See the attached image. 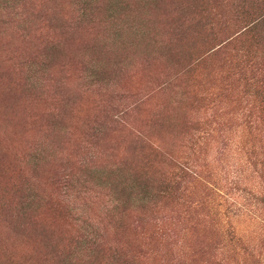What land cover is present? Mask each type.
<instances>
[{
  "label": "rangeland",
  "instance_id": "374dc122",
  "mask_svg": "<svg viewBox=\"0 0 264 264\" xmlns=\"http://www.w3.org/2000/svg\"><path fill=\"white\" fill-rule=\"evenodd\" d=\"M243 1L0 0V264H89L88 235L90 264H244L228 230L263 231L230 204L264 185V122L236 78L264 28L239 34L264 1L238 23ZM183 164L185 191L140 206Z\"/></svg>",
  "mask_w": 264,
  "mask_h": 264
},
{
  "label": "trees",
  "instance_id": "16d2710c",
  "mask_svg": "<svg viewBox=\"0 0 264 264\" xmlns=\"http://www.w3.org/2000/svg\"><path fill=\"white\" fill-rule=\"evenodd\" d=\"M264 1V0H263ZM248 2V1H247ZM238 13L240 14L239 17L234 18L235 22H241L244 19H249L252 18L254 15L252 12L248 11L249 6L246 5V1L244 0L243 2L238 3ZM257 8V7H255ZM254 9V8H253ZM258 9V8H257ZM259 9L263 11V14H258V16L255 20V22L249 26H246L245 29L243 30L242 33H240V39L243 37L245 38H250L254 39L256 41V38L258 37V32L264 28V2L261 3V6H259ZM244 16V17H243ZM259 28V29H258ZM250 34V36L248 35ZM248 35V36H247ZM237 39V40H240ZM256 59V58H253ZM242 63L244 68L250 67L252 70L255 71L253 76L246 77V79L243 77L244 75L239 74L240 77L236 78V82H238V85L240 87L241 93L244 92V95L247 96L249 95V100H247V106L246 109L249 108V114H255L256 119L259 117L263 122H264V66L263 64H260L254 60H252L249 55H243L242 56ZM252 107V108H251ZM251 108V109H250ZM248 110V109H247ZM251 112V113H250ZM245 110L242 112L240 117L238 116L237 120H240L241 117H245L244 115ZM261 115V117H260ZM246 122V121H245ZM247 123H252L248 121ZM260 129V128H259ZM247 130V129H246ZM244 130V131H246ZM257 130V129H256ZM251 131V130H250ZM249 131V132H250ZM260 131H264V126L260 129ZM247 132V133H249ZM242 136H245L243 131L241 132ZM241 136V137H242ZM264 136V134H263ZM236 144H240L239 141L236 142ZM242 149L241 151H244L245 154H248V157L246 159H250L249 153L250 151H253L255 149V146H249L248 143L243 142V146H241ZM253 154V153H252ZM257 157V155H256ZM258 157L261 158L262 161L259 162L258 165H260L262 168L260 170H253L251 173H249L248 177H246L247 182L248 181H255V176L257 175L258 178L263 177V184H264V151L258 153ZM237 162H239V167H246L243 165L241 162H243L242 158H238ZM249 165H252L253 163H249ZM257 165V163H254ZM184 165V164H183ZM254 169H256V166H254ZM244 170V169H243ZM239 171L240 173L243 171ZM244 171H248L244 170ZM256 174V175H254ZM242 174H236L234 177L233 183L236 185H241L243 184V178L241 176ZM175 177L172 179H169L168 182H162V186L160 187L159 194H154L151 193V190L146 188L144 191L141 192L139 196L138 202L141 203L140 206H145L148 203L151 202H156L157 199H164V198H170L175 196L181 189L185 191L187 188L188 183L192 180H196L197 173L193 171V169L189 168L188 166H179L178 171H176ZM196 176V177H195ZM252 186V185H251ZM147 187V186H146ZM262 189V190H261ZM260 190L253 191L252 189H246L243 188L241 190V194L239 195L238 198H233V202L230 204L231 208L235 210L236 217L241 218L242 220L248 219L252 223L254 222L256 225L258 224L260 227H262V234L259 235H254L255 237H250L251 233L250 231H247V228L244 229L243 227L241 228L240 224L238 221H235L236 226L234 228L231 227L229 229L227 235L230 237V242L233 247L232 251L228 249V253L230 252L231 257L234 258H240L244 264H264V253H262V247L259 246V243L262 242L264 243V215L262 214L264 212V185ZM183 195V194H182ZM215 195V194H213ZM219 195V196H218ZM216 197L223 198L220 193L215 195ZM221 196V197H220ZM238 199L242 200L243 202L239 201ZM181 200V199H180ZM220 200V199H219ZM238 200V201H236ZM255 200V202H253ZM258 202V203H256ZM180 204L183 205V207L189 209L190 203L188 204L187 202L184 201H179ZM248 203V205L246 204ZM124 207V206H123ZM244 217V218H243ZM253 223V224H254ZM244 232H249V237L245 238ZM225 237V236H224ZM225 240V238H224ZM234 240V241H233ZM100 242L101 238L99 236L95 235H88V239H85L80 242L79 244V250H78V255L84 254L85 255V260H88V263L90 264L93 262L94 258L96 257L95 251H97L100 247ZM258 242V243H256ZM239 243V244H238ZM246 246L243 247L244 250L243 252H247V255L245 253H239L241 252L240 249L242 248V245ZM77 255V256H78ZM228 255V254H227ZM76 256V257H77ZM249 256V257H248ZM230 257V255H229ZM249 258L245 260V258ZM257 261H254L253 260ZM250 260H252L250 262ZM80 261V260H79Z\"/></svg>",
  "mask_w": 264,
  "mask_h": 264
}]
</instances>
